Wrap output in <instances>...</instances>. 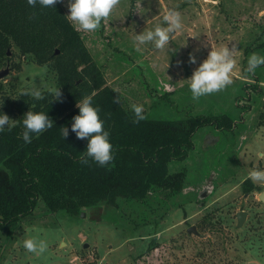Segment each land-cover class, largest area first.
Segmentation results:
<instances>
[{"label": "rangeland", "instance_id": "obj_1", "mask_svg": "<svg viewBox=\"0 0 264 264\" xmlns=\"http://www.w3.org/2000/svg\"><path fill=\"white\" fill-rule=\"evenodd\" d=\"M60 2L68 15V0ZM169 9L183 17V29L172 35L169 48L155 50L149 44L136 51L133 34L161 23ZM76 29L124 107L140 104L158 118H180L190 109L242 121L230 131L207 125L195 133L187 158L169 166L172 171L185 167L182 192L156 216V224L106 208L77 216L37 213L8 231L11 240L2 247L1 264H264V204L258 199L264 184L249 177L253 169L264 168L257 156L264 151V65L245 70L251 54L264 55L258 48L264 42V0H120L97 31ZM221 47L235 49L233 83L193 100L186 79L211 48ZM9 56L0 67L9 68L0 83L6 95L16 96L33 82L30 71L45 65L16 47ZM42 78L56 83L48 66ZM168 101L175 108H168ZM239 211L246 214L241 225ZM191 226L196 233L188 232ZM27 238L46 240L47 250L28 252Z\"/></svg>", "mask_w": 264, "mask_h": 264}, {"label": "trees", "instance_id": "obj_2", "mask_svg": "<svg viewBox=\"0 0 264 264\" xmlns=\"http://www.w3.org/2000/svg\"><path fill=\"white\" fill-rule=\"evenodd\" d=\"M66 16L61 2L55 9H33L27 0H0V67L10 60L7 52L16 47L36 64L53 70L62 92L60 100L51 101L46 95L34 101L20 93L6 95L0 83V111L18 120L11 131L0 133V264L2 247L11 240L9 232L37 213L77 216L84 210L106 208L126 219L141 218V224H156V216L164 214L185 184V167L172 171L170 164L187 158L201 127L234 126L226 114H193L190 109L180 118H158L144 111L146 119L134 123L132 108L113 102L114 91ZM259 47L264 50V42ZM87 95L99 105L113 144L115 159L104 167L90 159L82 163L87 140L77 139L71 131L72 117L79 113L77 101ZM168 104L174 107L172 101ZM29 110L47 111L54 125L25 143L22 119ZM63 126L70 130L65 139ZM152 197L157 198L155 206Z\"/></svg>", "mask_w": 264, "mask_h": 264}, {"label": "clouds", "instance_id": "obj_3", "mask_svg": "<svg viewBox=\"0 0 264 264\" xmlns=\"http://www.w3.org/2000/svg\"><path fill=\"white\" fill-rule=\"evenodd\" d=\"M60 0H27V4L33 9L39 6L40 9L54 8ZM120 0H68L69 14L67 19L79 30L85 32H95L101 27L102 21L108 19L114 9L119 5ZM37 12L33 11L32 18H36ZM183 29V17L176 9H169L163 21L152 28L146 27L140 33H134L132 40L136 51H140L142 46L151 44L155 50H165L169 48L172 35ZM190 61L195 63V56L190 54ZM236 65L234 47L211 48L207 58L193 71L189 81V89L193 100H199L214 93L224 90L233 83L232 73ZM264 65V55L253 53L247 59L246 71L252 73L256 68ZM47 71V66L30 71L32 83H26L21 88V96H29L34 101L45 99L51 96L53 100H60L62 97L61 87L55 82H48L42 78V74ZM37 77L39 83L36 82ZM114 103H120V96L113 99ZM3 102H0V106ZM79 113L72 117L71 131L75 133L77 139H86L87 146L82 163L88 164L89 159L98 166L109 165L114 159L113 144L110 141V132L105 129V120L101 118L99 105L93 103L91 95L84 96L77 101ZM34 107V105H33ZM133 122L139 123L146 119L143 105L133 104ZM18 120L10 118L3 111H0V133L11 131L16 126ZM22 138L25 143H31L33 134L39 135L54 125L53 119L47 111H27L22 119ZM69 128L63 126L61 134L63 139L69 136ZM257 156L264 159V151H258ZM86 157V158H85ZM250 179L254 183L264 184V168L253 169L249 173ZM23 247L31 253H44L47 250L48 242L35 238H27L23 241Z\"/></svg>", "mask_w": 264, "mask_h": 264}, {"label": "water", "instance_id": "obj_4", "mask_svg": "<svg viewBox=\"0 0 264 264\" xmlns=\"http://www.w3.org/2000/svg\"><path fill=\"white\" fill-rule=\"evenodd\" d=\"M55 53H58V50L55 51ZM7 54L9 55V51L7 52ZM8 66V64H7ZM9 72V68L6 67L4 69H0V79L7 75ZM258 199L264 204V189L260 191V193L258 194ZM81 215H83V212L80 213ZM245 212L244 211H239L236 214V218H237V225H241L243 220L245 219ZM188 232H192V233H196L195 231V227L191 226L190 228H188Z\"/></svg>", "mask_w": 264, "mask_h": 264}, {"label": "flooded vegetation", "instance_id": "obj_5", "mask_svg": "<svg viewBox=\"0 0 264 264\" xmlns=\"http://www.w3.org/2000/svg\"><path fill=\"white\" fill-rule=\"evenodd\" d=\"M241 106H243V104L241 105ZM248 108V107H247ZM222 114H225V113H222ZM233 120V124H234V126L235 125H237L239 122H241L242 121V117H240V119H238V120H236V121H234V119H232ZM214 127V126H213ZM215 129H217L218 131H221V132H223L224 130L225 131H230V130H232V129H228V128H215Z\"/></svg>", "mask_w": 264, "mask_h": 264}, {"label": "crops", "instance_id": "obj_6", "mask_svg": "<svg viewBox=\"0 0 264 264\" xmlns=\"http://www.w3.org/2000/svg\"><path fill=\"white\" fill-rule=\"evenodd\" d=\"M243 263L246 264L247 262H242V263H239V264H243ZM258 263H259V262H258ZM258 263H254V264H258Z\"/></svg>", "mask_w": 264, "mask_h": 264}]
</instances>
